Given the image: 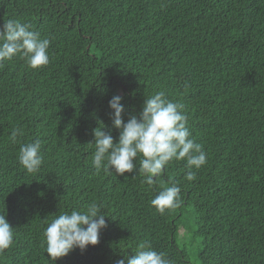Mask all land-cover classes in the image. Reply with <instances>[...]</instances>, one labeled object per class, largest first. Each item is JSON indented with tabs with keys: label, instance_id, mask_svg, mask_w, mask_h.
<instances>
[{
	"label": "trees",
	"instance_id": "obj_1",
	"mask_svg": "<svg viewBox=\"0 0 264 264\" xmlns=\"http://www.w3.org/2000/svg\"><path fill=\"white\" fill-rule=\"evenodd\" d=\"M8 20L50 44L47 65L0 66V213L14 233L0 264H116L145 241L171 264H264V0H0ZM160 90L206 163L173 160L151 186L140 157L123 175L97 170L94 129L119 136L111 97L126 122ZM35 139L43 163L28 173L19 148ZM173 183L182 203L161 214L150 201ZM91 203L106 215L99 242L51 261L47 225Z\"/></svg>",
	"mask_w": 264,
	"mask_h": 264
},
{
	"label": "clouds",
	"instance_id": "obj_2",
	"mask_svg": "<svg viewBox=\"0 0 264 264\" xmlns=\"http://www.w3.org/2000/svg\"><path fill=\"white\" fill-rule=\"evenodd\" d=\"M50 40L41 38L38 32L18 20H8L0 28V66L18 54L26 58L31 68H38L49 63ZM122 95H113L108 101L112 110V127L119 130L114 142L111 129H94L95 152L93 166L97 170L123 175L132 172L140 157L138 171L145 177V183L154 184V178L160 176L173 160H185L188 168H200L206 163L203 146L191 138L187 126L188 118L183 111V104L168 99L165 91L160 90L144 99L141 111L130 115L125 122L122 113ZM23 135L19 127L11 132L13 143ZM40 139L20 145L18 160L28 173L39 171L43 158ZM186 178L194 180L195 173L188 171ZM182 203L181 189L173 183L163 188L150 201V204L163 214L166 209L178 208ZM101 206L91 203L83 211L73 210L54 218L44 230L45 251L51 261L69 254L74 248L84 251L89 245L99 242L100 230L106 227V220ZM13 227L6 219L5 211L0 213V251L7 249L13 242ZM116 264H171L163 252H157L149 241L139 245V250L132 256L124 255Z\"/></svg>",
	"mask_w": 264,
	"mask_h": 264
}]
</instances>
